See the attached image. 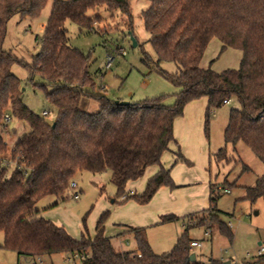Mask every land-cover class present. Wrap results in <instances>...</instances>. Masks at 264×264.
Instances as JSON below:
<instances>
[{"label":"trees","instance_id":"1","mask_svg":"<svg viewBox=\"0 0 264 264\" xmlns=\"http://www.w3.org/2000/svg\"><path fill=\"white\" fill-rule=\"evenodd\" d=\"M46 1L0 0V128L7 127L3 118L8 113L28 128L11 148V160L18 158L17 167L10 175L7 167H0V248L16 253L18 259L77 254L81 264H201L197 259L190 261L193 241L187 234L190 227L206 226L202 214L207 212V228L214 224L222 236L232 239L214 207L213 186L210 207L188 216L185 231L163 254L154 253L144 228H125L133 236L136 251L116 249L105 235L108 211L99 217L93 236L85 229L80 239H74L64 228L38 217L36 205L46 197L62 198L74 176L82 172L109 173L116 189L113 203L126 196L120 201L146 205L159 188H174L169 170L161 167L147 180L142 193L128 195L127 191L128 184L139 180L147 168L160 165L162 155L175 142L174 120L183 115L188 103L201 98L207 100V140L214 111L225 105L223 101L235 100L238 105L229 111L224 147L211 156L217 161L233 159L227 158L226 145L234 149L241 142L264 166V0H146L150 5L141 19L157 65L169 61L178 67L174 75L157 69L179 88L171 106L163 103L164 95L116 105L96 90L89 57L68 44L67 20L91 30L97 17L91 19L87 12L101 7L109 12L119 10L130 19L129 0H53L31 65L5 50L3 39L10 18H33ZM214 38L220 41L221 52L235 49L242 53L237 69L216 73L199 66ZM14 64L26 67L33 86L43 90L55 109L53 121H46L23 104L21 81L11 72ZM35 76L39 81H33ZM84 98L97 103L95 112L82 109ZM6 151L7 143L0 134V156ZM177 160L185 161L181 155ZM246 171L249 168L243 165L242 172ZM259 198H264V173L245 188L244 199L254 203ZM178 220L168 214L161 216L159 223Z\"/></svg>","mask_w":264,"mask_h":264},{"label":"rangeland","instance_id":"2","mask_svg":"<svg viewBox=\"0 0 264 264\" xmlns=\"http://www.w3.org/2000/svg\"><path fill=\"white\" fill-rule=\"evenodd\" d=\"M53 0H47L40 13L33 18H20L14 15L6 25L3 39V48L9 50L19 60L31 65L33 57L39 52V39L43 35L44 26L50 16ZM146 0H129L130 19L119 10L112 12L101 7L97 10H89L87 16L93 19L91 30L81 28L72 21L65 22L68 44L89 57L90 73L94 74L96 90L112 100H121L130 103H137L147 98L164 95L163 103L171 106L175 102V94L179 88L175 87L169 80L160 74L163 72L174 75L178 67L169 61H162L157 65L155 53L148 43L149 35L144 29L141 13L149 7ZM131 39L136 43L132 47ZM125 52V56L119 55V50ZM108 55L113 57L110 70L100 69ZM242 53L235 49H226L221 52V43L218 39H212L200 60L199 66L203 69L210 68L216 73L224 70L237 69L239 67ZM11 72L21 81L22 102L34 114L43 117L51 122L55 118V109L45 99L43 90L39 86H33L30 81V72L26 67L14 64ZM33 81H39L35 76ZM238 105L231 100L229 105H224L214 111L222 115L231 108ZM81 107L88 113L97 110V103L94 100L84 98ZM49 113L43 116V112ZM10 118L7 127L0 128V134L7 143V151L0 156L4 162H11V148L14 142L28 131L22 122ZM209 124V147L211 153L224 147L223 135L220 128L210 129ZM204 131V128H203ZM213 153V154H215ZM228 161H217L214 156L210 161L211 184H214V196L216 198L214 207L220 219L227 224L232 239L228 240L219 233L216 225L210 224L207 219V212L202 214L205 217L206 226H195L188 229V237L200 243L199 247L191 248V253L201 264H211L212 261L238 264H264V257H257L256 250L260 246L264 248V198H259L251 203L244 199L245 188L253 186L256 179L264 173L263 164L252 154V152L241 142L232 148L226 145ZM245 165L249 171L242 172ZM13 167L8 168V175ZM109 173L93 174L90 172L78 173L72 182L76 188H69L60 199L46 197L40 200L36 208L40 211L49 205L48 216L43 219L54 220L55 225L64 230L74 239H80L81 234L87 230L92 236L95 231L99 217L108 210H102L104 205L112 204L116 189L110 182ZM224 181H226L224 183ZM129 185V184H128ZM221 188L217 190V188ZM133 189V188H132ZM227 189L229 193H224ZM128 191V186H127ZM77 192L79 198L74 199L73 193ZM109 212V211H108ZM109 217V215H108ZM83 220L84 224H83ZM108 220V219H107ZM50 221V220H49ZM186 223V222H185ZM187 224L164 223L154 226L146 231V238L156 254L169 252L176 242L177 233L182 234ZM107 228L112 233L113 228ZM210 231L207 236L204 232ZM178 231V232H177ZM110 235V234H109ZM0 238H3L0 232ZM113 245L123 251L136 248L135 241L130 234L122 235L119 238L111 239ZM246 253L250 254L246 258ZM64 254L42 256L40 258L20 257L18 264H81L80 260L74 263L68 262ZM9 264H17L16 254L11 253Z\"/></svg>","mask_w":264,"mask_h":264},{"label":"crops","instance_id":"3","mask_svg":"<svg viewBox=\"0 0 264 264\" xmlns=\"http://www.w3.org/2000/svg\"><path fill=\"white\" fill-rule=\"evenodd\" d=\"M225 105H229V103ZM206 108V98L192 101L185 106L183 115L173 122L175 142L171 143L169 150L162 155L160 165L147 168L139 180L128 185V192L142 193L147 180L158 172L161 167L169 170L174 188H159L146 205H139L132 200L121 202L116 199V203H113V200L111 202L115 205L102 206L103 211H109V217L105 223L106 236L112 239L122 237L125 234L132 235L125 230L126 227L144 228L147 231L151 227L159 226L160 217L168 214H173L179 218L178 221L174 222L175 224L181 222L185 225L188 216H197L210 207V156L215 153V150L211 153L209 142H207L208 140L203 131ZM229 111L227 110L218 116L214 113L210 129L220 128L223 135L227 126ZM179 155L185 161H178ZM54 205H57V203L49 205V207ZM49 207L42 208L41 211L37 208L39 210L38 217L48 216L50 214ZM47 218L54 222L51 217ZM108 227L109 229H111L110 227L113 228L112 233H109L110 235L107 233L109 232ZM180 235L178 232L177 239ZM2 242L3 238H0V245ZM118 246L119 250L123 251L120 245ZM133 251H136V248L127 252ZM11 253L13 252L0 248V264H9ZM18 261L17 257V264Z\"/></svg>","mask_w":264,"mask_h":264},{"label":"built area","instance_id":"4","mask_svg":"<svg viewBox=\"0 0 264 264\" xmlns=\"http://www.w3.org/2000/svg\"><path fill=\"white\" fill-rule=\"evenodd\" d=\"M119 55L121 56H125V52L123 50H119ZM113 61V57L111 55H108L107 58H106V61L104 63L101 64L100 66V69H103V70H110L111 68V62ZM223 104H227V101H223ZM49 113L44 111L43 112V116H48ZM214 116V113L212 114ZM10 121V118L8 115H5L4 118H3V122L4 123H9ZM17 160L18 158L16 157L14 160H11V162H4L0 159V167H7L9 168L10 166L15 168L17 167ZM70 188L71 189H75L76 188V185L75 183L71 182L70 183ZM221 188H217V190H220ZM223 192L224 193H229V191L227 189H223ZM134 193L132 191H129L128 192V195H133ZM73 197L75 200H77L79 198V194L77 192H74L73 193ZM126 196H123L120 198L121 201L125 200ZM204 234L207 236L208 234H210V231L206 229V231L204 232ZM200 246V243L197 242V241H193L190 243V248H193V247H199ZM246 258H249L250 257V254L249 253H246ZM256 256L257 257H262L264 256V248L262 246H259L256 250ZM81 258L80 255H77V254H74V255H70V256H67L66 259L68 262H71V263H74L75 260H79ZM234 264H238V263H234Z\"/></svg>","mask_w":264,"mask_h":264},{"label":"water","instance_id":"5","mask_svg":"<svg viewBox=\"0 0 264 264\" xmlns=\"http://www.w3.org/2000/svg\"><path fill=\"white\" fill-rule=\"evenodd\" d=\"M131 42H132V47H136V46H137V43H136L133 39H131ZM114 103H115L116 105H120V106H127L129 102L115 100ZM53 126H54V125H53ZM258 245L260 246V244H258ZM195 259H196V258H195V255H194V254H191V255H190V261H191V262H194ZM225 264H229V263L227 262V263H225Z\"/></svg>","mask_w":264,"mask_h":264}]
</instances>
